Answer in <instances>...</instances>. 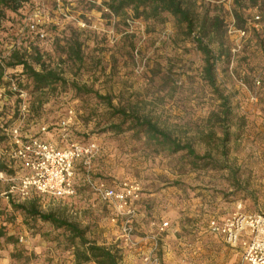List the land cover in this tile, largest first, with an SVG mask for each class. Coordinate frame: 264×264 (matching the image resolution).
I'll use <instances>...</instances> for the list:
<instances>
[{"label":"rangeland","instance_id":"rangeland-1","mask_svg":"<svg viewBox=\"0 0 264 264\" xmlns=\"http://www.w3.org/2000/svg\"><path fill=\"white\" fill-rule=\"evenodd\" d=\"M186 1L195 30L213 50L212 83L193 35L167 12L145 20L132 9L117 17L102 14L99 1L91 6L84 0H31L22 20L10 10L0 16L2 59L8 60L13 40L19 47L33 44L66 80L24 90L25 115L15 94L0 96V164L6 176L0 178V264H96L77 263L66 228L15 206L32 201L42 213L76 223L89 241L117 250L125 264L136 246L124 236L129 217L99 199L88 179L111 187L139 186L140 199H149L147 218L165 214L173 220L174 226L158 237L170 234L171 249L183 255L179 264H241V249L208 227L212 219L233 214L240 203L248 213L264 212V29L258 31L252 21L257 14L264 17V0ZM31 16L44 25L43 40L27 30L20 38L9 36L12 27ZM74 41L81 45L79 56L69 55ZM259 76L261 85L255 82ZM117 108L151 118L206 159L196 163L185 151L171 152L129 129L128 122L123 132L109 130L121 121L114 114ZM13 128L23 135L26 130L43 133L60 146L98 143L99 154L89 164L78 163L74 197L38 194L13 200L10 177L21 170L10 156ZM140 218H129L137 245L149 233L139 226Z\"/></svg>","mask_w":264,"mask_h":264},{"label":"built area","instance_id":"built-area-1","mask_svg":"<svg viewBox=\"0 0 264 264\" xmlns=\"http://www.w3.org/2000/svg\"><path fill=\"white\" fill-rule=\"evenodd\" d=\"M27 21L30 33L38 32L37 39L43 40L46 33L38 31L32 16ZM252 21L258 31L264 29L262 15H255ZM82 25L84 26V23ZM241 34L245 35L246 31L242 30ZM8 45L13 50L19 47V42ZM255 80L257 85H261L263 78L259 76ZM10 89L22 100L20 112L25 115L29 112L26 102H23L26 93L17 88L14 82ZM1 91L4 92L5 89ZM42 130L45 131L46 128ZM10 134L12 140L10 156L13 163L18 164L21 170L10 177L12 185L9 193L13 200L17 198L18 202L28 199L34 192L55 198L74 197L77 192L78 163L89 164L100 151L95 141L72 142L69 146H60L46 139L24 136L18 128L11 129ZM3 177H6L5 173L0 171V178ZM88 184L103 202L112 205L129 218L134 215V202L141 197L139 186L123 182L111 187L104 181L91 179H88ZM129 218L123 225L124 236L127 240L130 239L131 244H135L132 240L133 227ZM169 226V221H163L158 226L157 234L153 237L156 244L159 240L158 236L166 232ZM209 229L211 233L221 236L230 247L241 249V264H264V212L248 213L240 203L233 214L212 219L209 222ZM141 264H159V259L151 252L142 255Z\"/></svg>","mask_w":264,"mask_h":264},{"label":"trees","instance_id":"trees-1","mask_svg":"<svg viewBox=\"0 0 264 264\" xmlns=\"http://www.w3.org/2000/svg\"><path fill=\"white\" fill-rule=\"evenodd\" d=\"M31 0H0V16L6 13V10H10L15 13H20V20L22 16H25L23 9L29 4ZM91 6H96L97 1L101 2L100 11L102 14L109 16H119L121 14L127 13V10L132 9L136 18H143L145 20L151 18H158L161 14L167 12L174 16L179 23L185 24L187 30L193 35L195 41L198 44L199 50L205 56V71L207 75V80L209 82L214 81L212 63L213 50L210 48L209 43L205 42L203 37L195 30V21L193 19L192 10L186 0H84ZM23 14V15H22ZM27 19L19 23L18 26L12 27L9 30V36L15 38H20L24 36L25 31H29ZM220 21H216V25H219ZM46 24V23H45ZM38 31H44V25H37ZM40 27V28H39ZM203 31V27H199ZM38 32H31V37L37 39ZM16 42V40H13ZM70 44L69 55L79 56L81 53V48L79 43ZM33 44H31V47ZM18 47L11 51L8 60L1 59L0 57V96L6 94L8 98L15 93L11 91L10 86L14 82L17 88L26 90L27 88H33L36 90H43L46 87L56 84L63 83L66 80L61 76V74L55 68H51L44 60L43 54L40 52L38 47L33 48ZM31 49V50H30ZM1 56V53H0ZM12 69V71H8ZM13 80V82H12ZM1 89H5V93L1 92ZM76 90H80L76 86ZM87 90V89H86ZM88 92V91H87ZM2 94V95H1ZM101 100L108 101V104L113 107V104L107 97L99 96ZM1 100V99H0ZM21 101L20 99H17ZM20 103V102H19ZM224 108V116L229 115L227 104L222 105ZM114 114L119 115L121 121L119 123H112L109 126V130L114 132H123V125L128 122L129 129H136L138 132H144L152 140H155L159 145L164 148L169 149L171 152L185 151L189 156H191L194 161H202L206 159V156L199 155L190 143H182L181 141L175 139L169 134L165 129H162L157 123L152 121L149 117H140L135 113H129L126 109L117 108ZM113 115V116H115ZM220 121H223L220 119ZM8 124V121L5 122ZM3 126L0 122V131ZM5 132V131H4ZM33 133L32 130H26L24 136L28 137H38L44 139L43 133ZM225 139H228L227 133H225ZM199 163V162H198ZM4 163L0 164V171L5 169ZM207 166V165H204ZM39 193H32L33 195H38ZM30 196V197H31ZM29 197V198H30ZM28 198V199H29ZM16 208L25 211L27 214L36 217L39 216L45 221H51L58 227L66 228L70 232V240L75 248V257L77 263L82 262H95L96 264H123L121 262V256L117 250H114L105 245H100L95 242L89 241L85 237V232L76 223L68 221L66 219L57 218L51 213H42L36 202H31L29 204L20 203L15 205ZM78 239V241H77Z\"/></svg>","mask_w":264,"mask_h":264},{"label":"crops","instance_id":"crops-1","mask_svg":"<svg viewBox=\"0 0 264 264\" xmlns=\"http://www.w3.org/2000/svg\"><path fill=\"white\" fill-rule=\"evenodd\" d=\"M79 176L80 173H78V178ZM146 198L143 195L142 198L136 204H134L135 213L133 215V218L134 219L136 218V222H138V218H140L141 216L140 219L142 222H140L139 226L145 232L149 231V233L146 236L138 238V242H137L138 245L136 244V241L135 244H131V247H134L136 245L134 249L135 254L126 257L125 264H141L142 255L149 254L151 252L158 257L159 264H179V261H181V256L183 255L180 254V256H178L177 252H175V249H171V244L168 243V237L170 234L169 235L166 234L161 238L159 237L158 240L159 242L157 244L153 240V237L157 233L158 226L163 221H169L172 228L174 226L173 220L165 214L161 215L160 217H156L154 219L147 218L146 214H147V206L149 204L148 201L149 199ZM221 239L223 238L221 237ZM235 249H240V248H235Z\"/></svg>","mask_w":264,"mask_h":264}]
</instances>
